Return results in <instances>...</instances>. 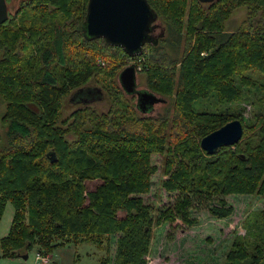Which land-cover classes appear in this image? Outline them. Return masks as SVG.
I'll use <instances>...</instances> for the list:
<instances>
[{
	"label": "trees",
	"instance_id": "16d2710c",
	"mask_svg": "<svg viewBox=\"0 0 264 264\" xmlns=\"http://www.w3.org/2000/svg\"><path fill=\"white\" fill-rule=\"evenodd\" d=\"M5 1L14 8L0 24V220L7 202L13 215L1 257L92 243L104 248L99 264H147L154 225L193 227L202 210L228 223L230 197L264 203V0H147L163 31L135 57L85 36L88 0ZM239 7L246 18L227 31ZM126 61L147 90L172 98L171 110L154 117L135 108L116 80ZM92 79L108 110L85 104L62 118L63 99ZM202 102L214 109L197 110ZM233 119L241 139L208 155L201 138ZM158 170L173 199L155 217L143 196ZM90 181L98 183L88 189ZM241 225L219 264H264V204Z\"/></svg>",
	"mask_w": 264,
	"mask_h": 264
},
{
	"label": "rangeland",
	"instance_id": "374dc122",
	"mask_svg": "<svg viewBox=\"0 0 264 264\" xmlns=\"http://www.w3.org/2000/svg\"><path fill=\"white\" fill-rule=\"evenodd\" d=\"M233 11L234 12L225 21V27L227 31H231L237 27H240L246 18L245 7H239ZM159 23L160 21L157 20V26ZM158 31L159 28L155 29L156 34H158ZM98 62L100 63V60H98ZM133 62L134 61H126V64L122 66V68L129 64H133ZM122 68H120V70ZM260 78L264 79V76L260 75ZM116 80L118 82L117 76ZM85 86H88L93 90L98 89L99 93L95 94L92 93L93 91H91L89 96L82 95V99H80L76 97L74 93L75 90H73L62 101L60 112L62 118L67 119L74 109L85 104L92 105L101 112L108 110L109 99L105 91H103L93 79ZM137 88H146L145 74L139 71L138 68ZM132 97H134L132 102L135 105V96ZM172 104V98L166 99L165 97L164 102L155 103L153 105V109L145 114L157 117L162 114L166 108L171 110ZM245 107L246 109L242 113V116L244 120H247L250 117V107L247 105ZM195 108L197 110H203L205 108L212 110L214 109V105L212 103L211 105H208V102H202L196 104ZM4 110L5 102L0 98V137L5 136L6 132L5 124L2 123L1 120ZM68 137L71 138L72 135L69 134ZM1 144H3V141H0V145ZM161 159L162 156L157 154L153 155L151 158L152 163L156 164L158 169L162 165ZM164 177L165 176L161 174V171L158 170L157 173L152 176L150 192L143 196L144 202L153 206V216L155 217L158 215L157 213L159 209L161 208V210H163L164 207L169 205L173 199V195H171L172 193L165 191L161 186ZM97 183V181L87 182L88 189H92ZM229 199L228 201L235 206V214L231 216L228 223L219 220H212L213 218L209 216L207 211L202 210L192 212L193 216L198 218L199 222L193 227L184 225H179L176 227L175 223L181 224L179 220H176V222H174L172 225L168 222L160 226L154 225L150 251L145 256L147 264H219L221 258L224 256L229 247V242L232 235L234 233L244 234L243 225H241L244 215L249 211L260 209L264 204L263 198L257 195H249L246 197L237 196V198L234 200H232L231 197ZM12 215L13 207L10 202H7L0 220V238L7 233L11 223ZM208 217L211 221L207 220ZM115 239L116 236L111 237V256H113L115 252ZM66 247L72 248L71 245ZM76 250L77 254L75 253V255H77L78 259L75 262L72 261V264H99V258L105 254L104 248H96V246L92 243L79 245ZM33 251L37 252V250ZM45 254L49 256V262L45 264H59L60 259L57 256H54L53 253ZM34 256V252H29V258L26 260L25 264H39L38 261L34 260ZM2 258L5 257H1L0 255V263ZM7 263L12 264L11 261H8Z\"/></svg>",
	"mask_w": 264,
	"mask_h": 264
},
{
	"label": "water",
	"instance_id": "95a60500",
	"mask_svg": "<svg viewBox=\"0 0 264 264\" xmlns=\"http://www.w3.org/2000/svg\"><path fill=\"white\" fill-rule=\"evenodd\" d=\"M210 3L215 0H199ZM8 18L5 0H0V24ZM157 14L150 7L147 0H88L84 21V31L87 38H101L113 47H120L130 57L138 56L146 42L155 41V27ZM118 83L128 96H135V107L140 113H147L153 105L164 102L165 99L146 88H137V69L135 64L123 67L118 73ZM82 89V88H81ZM99 93L98 89L89 88L75 94L82 99V95ZM243 124L239 119H233L219 128L203 136L200 140L201 148L208 154H214L222 146H232L242 137ZM49 160H55V153H47ZM26 260L28 254L19 255Z\"/></svg>",
	"mask_w": 264,
	"mask_h": 264
},
{
	"label": "crops",
	"instance_id": "0c3cea01",
	"mask_svg": "<svg viewBox=\"0 0 264 264\" xmlns=\"http://www.w3.org/2000/svg\"><path fill=\"white\" fill-rule=\"evenodd\" d=\"M82 244L86 245V243H82ZM82 244H79V245H82ZM79 245H77V246L71 245L72 248L61 247V248L55 249L54 252H53V255L57 256L60 259L59 260V264H72V261L75 262L78 259L77 255H75V253L77 254V250L76 249H77V247ZM32 252H34L35 254L37 253L35 251H32ZM27 254H28V258H29V253H27ZM19 260H21V261H19ZM26 260L22 259L19 256L18 257H14V258H2V261H1L0 264H8L7 263L8 261H11L12 264H14V262H15V264H25Z\"/></svg>",
	"mask_w": 264,
	"mask_h": 264
},
{
	"label": "flooded vegetation",
	"instance_id": "af4514ba",
	"mask_svg": "<svg viewBox=\"0 0 264 264\" xmlns=\"http://www.w3.org/2000/svg\"><path fill=\"white\" fill-rule=\"evenodd\" d=\"M20 0H15V5L19 2ZM5 3H6V1H5ZM6 6H7V11H8V13H10V8H14V7H12V6H8L7 5V3H6ZM161 27H162V25L159 23L158 24V26H156L155 27V29H158L159 28V31H158V34H156L155 33V30H154V35H156V39H157V37L159 36V35H161V32L163 31L162 29H161ZM82 88V89H81ZM81 88H77V89H75V94L77 93V94H79V92L80 91H84V92H86V91H88L89 90V87L88 86H85V87H81Z\"/></svg>",
	"mask_w": 264,
	"mask_h": 264
},
{
	"label": "built area",
	"instance_id": "2783aa9c",
	"mask_svg": "<svg viewBox=\"0 0 264 264\" xmlns=\"http://www.w3.org/2000/svg\"><path fill=\"white\" fill-rule=\"evenodd\" d=\"M34 260L38 261L39 264H45L49 262V256L43 252L42 253L37 252L34 256Z\"/></svg>",
	"mask_w": 264,
	"mask_h": 264
}]
</instances>
